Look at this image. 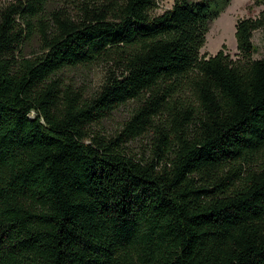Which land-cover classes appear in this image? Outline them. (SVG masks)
I'll return each instance as SVG.
<instances>
[{
	"label": "trees",
	"instance_id": "1",
	"mask_svg": "<svg viewBox=\"0 0 264 264\" xmlns=\"http://www.w3.org/2000/svg\"><path fill=\"white\" fill-rule=\"evenodd\" d=\"M162 1L1 10L0 264H264V12L234 60L201 55L233 0ZM96 62L94 93L68 79Z\"/></svg>",
	"mask_w": 264,
	"mask_h": 264
},
{
	"label": "rangeland",
	"instance_id": "2",
	"mask_svg": "<svg viewBox=\"0 0 264 264\" xmlns=\"http://www.w3.org/2000/svg\"><path fill=\"white\" fill-rule=\"evenodd\" d=\"M12 0H0L1 10ZM175 0H165L160 2V8L157 13H164L173 8ZM264 12V0H233L231 5L222 13V15L212 22L209 33L207 34L206 43L201 50V55L214 56L220 51H224L234 60L240 58L238 49V39L236 36V26L239 20L248 18H259ZM253 43L255 45V60L264 59V29L254 32ZM35 41L27 46V52L33 53L37 49ZM109 66L102 62L89 66H80L68 71V79L76 87L83 88L89 93L97 91L105 80ZM135 103H130L122 107L115 115L105 122L107 132L113 134L119 131L123 123L130 117ZM152 135L142 138L133 145L134 152H143L145 146L150 143Z\"/></svg>",
	"mask_w": 264,
	"mask_h": 264
}]
</instances>
